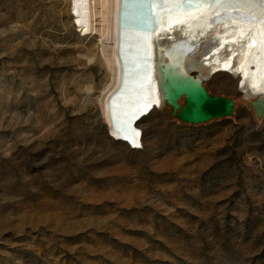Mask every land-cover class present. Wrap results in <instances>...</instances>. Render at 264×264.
<instances>
[{"label":"rangeland","instance_id":"obj_1","mask_svg":"<svg viewBox=\"0 0 264 264\" xmlns=\"http://www.w3.org/2000/svg\"><path fill=\"white\" fill-rule=\"evenodd\" d=\"M71 6L0 0V264H264V111L220 72L231 116L166 105L116 141L114 1L92 33Z\"/></svg>","mask_w":264,"mask_h":264},{"label":"bare ground","instance_id":"obj_2","mask_svg":"<svg viewBox=\"0 0 264 264\" xmlns=\"http://www.w3.org/2000/svg\"><path fill=\"white\" fill-rule=\"evenodd\" d=\"M111 1L71 0L74 23L85 32L98 30L92 23L93 17L102 14ZM113 1L115 42L112 56L117 73L113 88L103 101V118L112 132L108 133L111 138L128 146L129 143L135 145L140 130L119 124V114L123 119L138 116L144 119L166 107L159 86L160 77L154 76L150 61L153 50L150 38L155 35L159 51H163L162 56H166L174 68L196 74L201 81L223 72L239 79L238 88L248 101L264 97V0H131L133 5L140 6L135 15L139 58L136 65L141 77L137 89L126 88L122 83L119 52L122 0ZM98 5L101 10H97ZM119 86L116 99L120 101L113 104L109 99ZM111 106L116 111L111 110Z\"/></svg>","mask_w":264,"mask_h":264},{"label":"water","instance_id":"obj_3","mask_svg":"<svg viewBox=\"0 0 264 264\" xmlns=\"http://www.w3.org/2000/svg\"><path fill=\"white\" fill-rule=\"evenodd\" d=\"M150 40L153 44L150 61L152 60L154 76L160 77L162 97L173 116L181 122L199 124L232 115L235 107L232 98L211 94L196 74H187L174 68L166 60V56H162L163 51H159L157 35ZM251 100L257 113L261 115L264 111V97L257 96Z\"/></svg>","mask_w":264,"mask_h":264},{"label":"clouds","instance_id":"obj_4","mask_svg":"<svg viewBox=\"0 0 264 264\" xmlns=\"http://www.w3.org/2000/svg\"><path fill=\"white\" fill-rule=\"evenodd\" d=\"M131 0H122L121 1V13H120V39H119V52L120 59L122 62L123 69V79L122 83L126 86V88H135L137 89L141 84L140 70L137 64L138 58V41H137V32L135 31V27L137 25V20L135 19V15H138V11H140V6L134 4V2H130ZM128 12V14H127ZM134 14V15H130ZM131 41V42H130ZM148 64V63H147ZM149 69V68H148ZM120 90V86L112 93V96L109 99V102L113 104L115 101L119 102L120 100L116 99L117 92ZM125 91H123L124 93ZM115 110L116 108L111 106V110ZM119 124L132 126L134 129L140 130L138 127V123L141 120L140 116L138 117H125L122 118V115L119 114ZM140 119V120H139ZM108 128V127H107ZM140 132V131H139ZM108 133L110 135L112 132L108 128ZM114 138V137H113ZM116 140V138H115Z\"/></svg>","mask_w":264,"mask_h":264},{"label":"built area","instance_id":"obj_5","mask_svg":"<svg viewBox=\"0 0 264 264\" xmlns=\"http://www.w3.org/2000/svg\"><path fill=\"white\" fill-rule=\"evenodd\" d=\"M138 139H139V137H138ZM138 139H137V141H138ZM129 145H130V146H134V144H132V143H129Z\"/></svg>","mask_w":264,"mask_h":264}]
</instances>
